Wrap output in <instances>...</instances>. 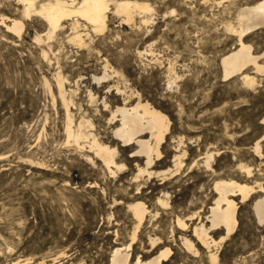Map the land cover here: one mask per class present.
I'll use <instances>...</instances> for the list:
<instances>
[{
  "label": "rangeland",
  "instance_id": "374dc122",
  "mask_svg": "<svg viewBox=\"0 0 264 264\" xmlns=\"http://www.w3.org/2000/svg\"><path fill=\"white\" fill-rule=\"evenodd\" d=\"M139 1H148L154 8L150 24L138 32L109 15L105 34L90 33L93 41L89 49L76 48L65 34L47 39L46 26L36 15L24 19L20 38L0 25V264L14 260L51 264L62 251L66 254L61 261L64 264H108L110 248L116 242L113 230L119 226L120 236L125 235L120 222L113 226L107 218L113 214L123 219L125 204L116 205L113 199L125 202L126 189L132 194L137 191L130 182L136 171L135 159L129 156L131 149L118 154L116 160L125 168L112 175L86 147L79 150L72 141L67 142L56 73L65 80L67 97H71L73 127L84 118L100 141L120 149L107 119L122 97L107 87L127 86L168 116L173 140L182 137L184 163L200 161L206 151H218L211 161L215 172L240 177L243 175L236 167L242 164L264 181L263 77L249 66L246 71L256 77L252 87L239 75L223 78L221 57L236 44L233 36L216 26L217 21H192L179 5L166 1ZM187 3L206 18L220 9L204 7L200 0ZM21 10L16 0H0V16L21 18ZM251 40L253 48L264 49V32ZM137 52H142L141 56ZM105 63L112 79L105 84L95 82L94 75L103 74ZM89 93L95 102L90 103ZM256 142L257 155L253 151ZM173 152L170 139L164 144L158 169L171 167ZM87 154L92 161L86 159ZM206 170L201 163L184 167L177 183L168 186L169 201L186 205L196 198L202 184L209 187V194L211 172ZM199 175L202 180L197 182L194 177ZM149 182L140 186L147 205L158 195L160 181ZM238 207L235 240L222 248L225 261H231L242 242L264 236L251 203H239ZM163 221L157 229L171 242L170 216H164ZM149 230L142 232L143 243ZM177 243L171 244L175 263L182 253Z\"/></svg>",
  "mask_w": 264,
  "mask_h": 264
},
{
  "label": "bare ground",
  "instance_id": "6f19581e",
  "mask_svg": "<svg viewBox=\"0 0 264 264\" xmlns=\"http://www.w3.org/2000/svg\"><path fill=\"white\" fill-rule=\"evenodd\" d=\"M16 1L22 5L21 18L0 16V25L5 29L12 31L20 38L24 29V19L36 15L46 26L47 39L65 34L67 42L82 49H89L91 46L93 39L90 33L105 34L109 26V15L119 17L121 24L135 28L137 31L142 26L146 27L150 24L154 16L152 5L148 1L139 0H42L39 4L37 0ZM160 1L179 5L180 10L187 13L192 21L194 19L200 22L201 19L207 22L217 21L216 26H221L224 32L234 37L236 46L221 57L224 79L239 75L244 84L252 87L256 77L246 71L249 66L254 74L261 75L264 79V49L253 48L251 40V37L259 31L264 32V0H200L199 4L204 7L220 8L219 12L211 13L208 18L204 14L198 15L195 6L192 7L187 3L189 0ZM173 12L174 10H171L170 13ZM145 30L148 31V28ZM36 40H40V37H36ZM137 53L140 56L142 54V52ZM43 56H46L45 52ZM108 72H110L109 66L105 63L103 74L99 77L94 75L93 80L101 84L107 83L111 78ZM111 73L117 75V72L111 71ZM55 83L58 98L65 112L67 142L72 141L79 150L86 147L87 152L98 158L112 175L125 168L124 164L116 160L120 152L130 148L129 156L135 159L136 171L133 175L131 174L130 182L136 186V193L132 194L126 189L128 194L125 202H122V199H113L116 205L125 204V217L121 219L122 217L116 218L110 214L107 218L108 223H112L113 226H118L120 222L121 229L125 231V235L120 236L119 226L114 228L116 242L110 248L108 264H264V236L255 242L244 241L242 245L239 244L233 251L231 261H225L221 255L223 246L233 240L238 231L239 203H251L255 221L258 227L264 230V181L255 177L250 167L239 164L236 168L243 176H223L215 172L211 165L218 151H206L200 161L184 163L186 151L180 148L183 144L182 137L173 140L171 121L168 116L143 99L137 91L128 89L127 86L107 87L106 85L108 91H114L122 97V102L111 110L110 117L107 119V123L112 125L110 127L112 138L119 143L121 150L116 145L110 146L100 141L95 132H91L93 126L88 120L82 118L73 127L70 112L71 97H67L64 86L66 82L59 73L55 75ZM172 83L169 82L168 85ZM89 100L90 103L95 102L91 93H89ZM102 103L105 108L108 107L106 102ZM170 139H172L174 150L171 158L172 165L165 170H160L158 167L162 159V149ZM253 151L256 155L260 154L258 142L255 143ZM85 157L88 161H92L89 155ZM200 163L211 172L210 193H206L209 187L202 184L200 191L195 193L194 200H190L186 205L183 203L173 205L169 201L168 186L177 183L184 172V167L192 168ZM194 178L197 182L202 180L200 175ZM155 179L160 181L158 195L153 203L147 205L140 186L148 180L152 183ZM168 215L171 224V242L166 239L163 230L157 229L164 222V216ZM145 228L150 230L146 234V242L143 243L142 232ZM176 242L182 250L178 257L179 261L175 258L177 263L172 261L174 253L171 246ZM64 255H66L65 252H59L50 263L64 264L61 263ZM26 261L14 260L9 264H27Z\"/></svg>",
  "mask_w": 264,
  "mask_h": 264
}]
</instances>
